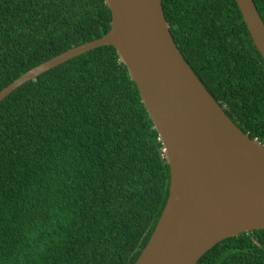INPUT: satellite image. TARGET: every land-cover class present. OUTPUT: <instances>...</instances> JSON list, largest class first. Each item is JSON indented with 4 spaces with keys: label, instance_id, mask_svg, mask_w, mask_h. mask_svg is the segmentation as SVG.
<instances>
[{
    "label": "trees",
    "instance_id": "trees-1",
    "mask_svg": "<svg viewBox=\"0 0 264 264\" xmlns=\"http://www.w3.org/2000/svg\"><path fill=\"white\" fill-rule=\"evenodd\" d=\"M264 22V0H253ZM173 40L226 115L264 145V61L235 0H161ZM104 0H0V90L110 29ZM169 166L113 46L0 101V264H133L166 202ZM195 264H264V229Z\"/></svg>",
    "mask_w": 264,
    "mask_h": 264
},
{
    "label": "water",
    "instance_id": "water-1",
    "mask_svg": "<svg viewBox=\"0 0 264 264\" xmlns=\"http://www.w3.org/2000/svg\"><path fill=\"white\" fill-rule=\"evenodd\" d=\"M264 61V22L253 0H235ZM110 29L30 68L22 84L86 51L111 45L136 84L166 163L160 217L133 264H195L222 239L264 229V145L223 111L177 48L161 0H104Z\"/></svg>",
    "mask_w": 264,
    "mask_h": 264
}]
</instances>
